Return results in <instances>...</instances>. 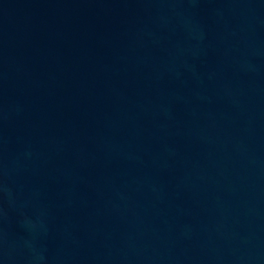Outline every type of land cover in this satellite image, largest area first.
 Returning <instances> with one entry per match:
<instances>
[{
  "label": "water",
  "instance_id": "95a60500",
  "mask_svg": "<svg viewBox=\"0 0 264 264\" xmlns=\"http://www.w3.org/2000/svg\"><path fill=\"white\" fill-rule=\"evenodd\" d=\"M0 264H264V0H0Z\"/></svg>",
  "mask_w": 264,
  "mask_h": 264
}]
</instances>
